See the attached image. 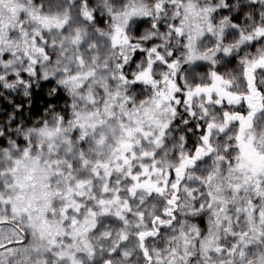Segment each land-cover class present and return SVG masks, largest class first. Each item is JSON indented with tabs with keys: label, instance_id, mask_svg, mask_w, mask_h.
<instances>
[{
	"label": "snow or ice",
	"instance_id": "obj_1",
	"mask_svg": "<svg viewBox=\"0 0 264 264\" xmlns=\"http://www.w3.org/2000/svg\"><path fill=\"white\" fill-rule=\"evenodd\" d=\"M0 264H264V0H0Z\"/></svg>",
	"mask_w": 264,
	"mask_h": 264
}]
</instances>
